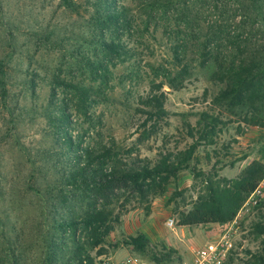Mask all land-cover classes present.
I'll return each mask as SVG.
<instances>
[{
  "label": "rangeland",
  "instance_id": "obj_1",
  "mask_svg": "<svg viewBox=\"0 0 264 264\" xmlns=\"http://www.w3.org/2000/svg\"><path fill=\"white\" fill-rule=\"evenodd\" d=\"M165 161L175 175L120 180ZM253 162L264 168V0H0V264H181L234 221L231 264H250L264 234L249 229L257 212L236 217ZM87 163L112 185L75 187ZM238 200L230 221L180 225Z\"/></svg>",
  "mask_w": 264,
  "mask_h": 264
},
{
  "label": "trees",
  "instance_id": "obj_2",
  "mask_svg": "<svg viewBox=\"0 0 264 264\" xmlns=\"http://www.w3.org/2000/svg\"><path fill=\"white\" fill-rule=\"evenodd\" d=\"M107 19H109L111 25L115 26L118 23V16L109 14ZM106 48L111 51H115L113 47L106 46ZM241 87H242V82L236 81L234 83V88H233L235 90V93L240 92ZM156 107L157 109L155 115L157 117H160L164 112L162 110V103H159L158 100L156 103ZM88 158L90 159V156ZM87 164L88 165L85 166V168H79L80 170H78V172H73L67 177L68 180L72 184H74L75 187L79 188L81 186L84 187L92 186L94 188L96 187L98 189H104L112 185V182L115 180L116 177L115 174H108L107 172H102V169H99V171L95 170L94 168L90 169L88 168L89 163ZM179 167L180 166L177 165L174 166L172 163L165 161L153 168L143 167L135 170L131 169L130 171L127 172H121L120 180H122L123 182L131 181L135 184H139V182H144L147 180H152L154 182L156 178L166 179L168 175H175ZM87 168L89 170H86ZM247 174L248 175L246 176L244 185L240 189V191L245 194L244 200L247 197V195L254 189L258 181L264 176V168L260 166L257 162H253L247 168ZM240 204L241 201L238 200V202L234 206V209L232 210L226 209L220 204L216 208H214L215 212L212 213H202L198 210H194L181 220L180 225L189 226L195 224H208L211 222L212 219H216L217 222H223V223L230 221L235 215V212L239 208ZM76 225L77 223H68L66 227L76 229ZM60 227L64 228L63 225H60ZM249 229L251 233L254 235L255 239H258L262 234H264V200L261 206L259 207V209L257 210L254 220L249 225ZM146 245H147V238L145 236H140L133 242V246L139 252H144ZM252 257H253V262H251L250 264H264V243L261 251L257 252ZM151 258L157 261H163L155 257H151ZM87 261L91 262L92 260L87 259ZM79 264H83V260L82 261L80 260ZM246 264H249V262H247Z\"/></svg>",
  "mask_w": 264,
  "mask_h": 264
},
{
  "label": "built area",
  "instance_id": "obj_3",
  "mask_svg": "<svg viewBox=\"0 0 264 264\" xmlns=\"http://www.w3.org/2000/svg\"><path fill=\"white\" fill-rule=\"evenodd\" d=\"M264 200V176L258 181L254 189L245 198L238 216H251L257 212ZM234 223L230 229L224 232L215 240L209 241L204 245L194 249L188 262L181 264H231L234 256L237 255L239 247L237 246L236 235L239 230L237 226L234 229ZM169 228H172L174 221L169 219L166 222ZM83 264H171L165 261H157L151 257H129L122 261H113L109 257H98L91 262L83 261Z\"/></svg>",
  "mask_w": 264,
  "mask_h": 264
}]
</instances>
